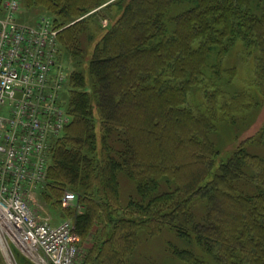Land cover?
Segmentation results:
<instances>
[{"label":"trees","instance_id":"1","mask_svg":"<svg viewBox=\"0 0 264 264\" xmlns=\"http://www.w3.org/2000/svg\"><path fill=\"white\" fill-rule=\"evenodd\" d=\"M23 4L53 15L58 62H72V121L39 194L61 206L64 190L76 194L65 210L79 239L95 238L85 264H264V126L226 162L214 139L221 124L246 123L264 103V0ZM238 42L256 63L242 90L224 68ZM194 91L204 98L195 106ZM121 174L136 184L127 202ZM165 233L175 238L167 260L141 253Z\"/></svg>","mask_w":264,"mask_h":264},{"label":"built area","instance_id":"2","mask_svg":"<svg viewBox=\"0 0 264 264\" xmlns=\"http://www.w3.org/2000/svg\"><path fill=\"white\" fill-rule=\"evenodd\" d=\"M20 5L9 0L0 15V246L9 258L15 249L37 264H76L80 239L73 222L53 225L33 207L53 142L72 121L62 97L61 30L45 18L20 21ZM76 201L67 193L62 205Z\"/></svg>","mask_w":264,"mask_h":264},{"label":"rangeland","instance_id":"3","mask_svg":"<svg viewBox=\"0 0 264 264\" xmlns=\"http://www.w3.org/2000/svg\"><path fill=\"white\" fill-rule=\"evenodd\" d=\"M9 0H2L0 2V15L5 12V6ZM104 12H101L100 15H104ZM18 19L24 23L34 24L37 20L42 18L50 20L54 27L56 26L54 17L47 10L43 8H27L23 4V0H21L20 9L18 11ZM101 19L99 16L96 17V20ZM101 23V24H100ZM98 24H92L94 31L100 33L101 28L99 26H103L105 28L108 24V21L101 20ZM67 60V59H65ZM67 62V61H66ZM72 63V62H71ZM70 61H68V66L70 72L73 70ZM255 54L248 53L245 50L242 42H238L236 46L231 50L228 56L224 60V68L225 69H234L236 70V77L233 80V86L235 89H248L250 84L254 80L255 76ZM62 65V64H61ZM82 67L85 68V66ZM69 70L64 68L62 65V73L66 78V82L69 76ZM72 73V72H71ZM65 82V83H66ZM66 84H64L65 87ZM66 98V90H62V97ZM64 98V100H65ZM204 102V98L201 92L194 91L189 96L190 105L195 106V103ZM251 116H246V123H240L237 127L228 124H221L220 131L216 135L215 142L217 144L218 149L221 151L219 162H226L232 156L233 152L236 148L246 139L254 136L257 132L264 126V103L258 109L254 110ZM54 140L53 144L55 143ZM121 181V189H122V197L123 202H127L130 196L136 193V184L130 180L126 174L120 175ZM73 194V191H69L68 189L64 190L60 196L64 198L65 194ZM52 196V193L49 191L47 195ZM47 195H40L38 193V201L37 205L33 206L35 213H40V217L44 219H48L53 225H57L63 220H72L69 215V211L65 210L66 207L61 206L59 201H57L53 197H47ZM55 194L53 193V196ZM63 200V199H62ZM79 211H82L81 208H78ZM71 212V211H70ZM99 230V227L96 226L94 228V234ZM95 239V238H94ZM80 239L78 246L80 247V256L76 264H85L88 251L93 247L95 241ZM169 240H175V238L169 234L165 233L160 237L153 238L150 242L143 244L141 248V253L144 254L147 258L153 259L154 261L163 262L168 259L169 252L167 242ZM177 241V240H176ZM178 242V241H177ZM11 260L13 264H22L23 262H28L31 264H37L36 262L26 258L15 249L11 252ZM0 259L3 264H9V261L4 253L3 248L0 246Z\"/></svg>","mask_w":264,"mask_h":264},{"label":"bare ground","instance_id":"4","mask_svg":"<svg viewBox=\"0 0 264 264\" xmlns=\"http://www.w3.org/2000/svg\"><path fill=\"white\" fill-rule=\"evenodd\" d=\"M0 217H3V214L2 213H0ZM1 238L3 239V237H1ZM8 261H9V264H13L10 259H8Z\"/></svg>","mask_w":264,"mask_h":264},{"label":"crops","instance_id":"5","mask_svg":"<svg viewBox=\"0 0 264 264\" xmlns=\"http://www.w3.org/2000/svg\"><path fill=\"white\" fill-rule=\"evenodd\" d=\"M59 224V223H58Z\"/></svg>","mask_w":264,"mask_h":264}]
</instances>
